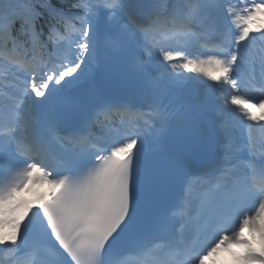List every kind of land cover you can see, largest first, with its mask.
<instances>
[{
    "label": "snow or ice",
    "instance_id": "obj_1",
    "mask_svg": "<svg viewBox=\"0 0 264 264\" xmlns=\"http://www.w3.org/2000/svg\"><path fill=\"white\" fill-rule=\"evenodd\" d=\"M261 16L264 0H0V264H264Z\"/></svg>",
    "mask_w": 264,
    "mask_h": 264
},
{
    "label": "rangeland",
    "instance_id": "obj_2",
    "mask_svg": "<svg viewBox=\"0 0 264 264\" xmlns=\"http://www.w3.org/2000/svg\"><path fill=\"white\" fill-rule=\"evenodd\" d=\"M243 235L249 239H253V236H255L254 247L256 248L257 251H260V247L258 245L259 244L258 238L260 236L259 232L252 233L248 227H245L243 230ZM233 248L236 249V252L241 251L240 247L238 246L233 245ZM218 262H220V264H228L230 262V255L223 248L219 253L214 254L212 257L205 260V264H217Z\"/></svg>",
    "mask_w": 264,
    "mask_h": 264
}]
</instances>
